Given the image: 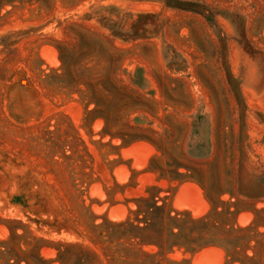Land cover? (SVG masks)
Instances as JSON below:
<instances>
[{"label": "rangeland", "instance_id": "obj_1", "mask_svg": "<svg viewBox=\"0 0 264 264\" xmlns=\"http://www.w3.org/2000/svg\"><path fill=\"white\" fill-rule=\"evenodd\" d=\"M0 264H264V0H0Z\"/></svg>", "mask_w": 264, "mask_h": 264}, {"label": "trees", "instance_id": "obj_2", "mask_svg": "<svg viewBox=\"0 0 264 264\" xmlns=\"http://www.w3.org/2000/svg\"><path fill=\"white\" fill-rule=\"evenodd\" d=\"M174 220H177V217H175V216H169L168 217V222L172 223V221H174Z\"/></svg>", "mask_w": 264, "mask_h": 264}]
</instances>
